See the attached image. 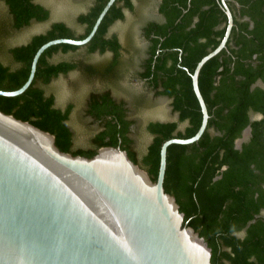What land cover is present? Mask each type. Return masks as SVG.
Instances as JSON below:
<instances>
[{
  "label": "trees",
  "instance_id": "16d2710c",
  "mask_svg": "<svg viewBox=\"0 0 264 264\" xmlns=\"http://www.w3.org/2000/svg\"><path fill=\"white\" fill-rule=\"evenodd\" d=\"M86 1L88 9L75 18L84 27L82 34L75 35L64 23L53 22L26 43L7 47L10 36L46 21L49 11L35 0H0V90L22 86L33 55L44 43L83 39L90 32L108 0ZM224 1L233 26L225 48L198 75L207 125L196 142L167 148L164 189L174 196L187 225L211 248L212 264H264V87L257 85H264V0ZM125 12L135 13L133 0H115L87 44L47 48L37 61L29 87L16 97L0 96V112L52 134L56 147L72 155L91 157L100 147L118 146L154 181L161 144L171 138H190L200 125L190 76L197 62L221 41L226 16L220 0H160L163 23H144L141 37L147 46L136 77L153 98L168 99L177 118L146 123L144 129L151 140L139 157L130 137L135 121L128 117L126 102L116 100L110 91L127 70L125 57L132 44L130 39L129 46L122 45L108 30L124 20ZM79 49L84 52L80 59L50 61L58 53ZM94 54L108 57L89 61ZM69 73L77 74L89 87L95 83L106 87L90 92L83 106L84 118L90 117L99 127L87 148H73V131L67 123L74 105L55 107L54 96L46 93L53 80ZM142 102L136 99L134 104L138 107ZM180 123H185L182 130H178ZM247 128V140L237 146Z\"/></svg>",
  "mask_w": 264,
  "mask_h": 264
},
{
  "label": "water",
  "instance_id": "95a60500",
  "mask_svg": "<svg viewBox=\"0 0 264 264\" xmlns=\"http://www.w3.org/2000/svg\"><path fill=\"white\" fill-rule=\"evenodd\" d=\"M114 2H106L83 39L41 45L22 86L0 90V96L22 94L50 46L87 44ZM220 3L227 19L223 37L190 76L200 125L190 138L161 144L154 181L118 146L100 147L91 157L72 155L56 147L52 134L0 112V264H212L211 248L184 221L164 176L167 148L196 142L207 125L198 75L225 48L233 26Z\"/></svg>",
  "mask_w": 264,
  "mask_h": 264
},
{
  "label": "rangeland",
  "instance_id": "374dc122",
  "mask_svg": "<svg viewBox=\"0 0 264 264\" xmlns=\"http://www.w3.org/2000/svg\"><path fill=\"white\" fill-rule=\"evenodd\" d=\"M49 11L48 19L40 23H32L30 26L21 29L6 41V46H17L26 43L32 35L43 33L48 29L53 22H62L69 27L75 35H80L84 32V27L77 24L75 18L78 14L84 13L89 6V1L86 0H35ZM135 5V13L133 15L125 12L123 21L114 23L108 30V34H115L122 45L129 47L130 54L125 57L127 59L126 68L129 74H135L138 70V54L143 52L144 43L138 39V29L141 21L155 18L154 3L156 0H142L137 2L133 0ZM0 6V10H1ZM129 39V41H128ZM83 50L79 49L75 52L67 54H56L50 61L58 62L64 60H76L83 57ZM108 54L99 56L97 54L88 57L91 62H98L103 58H107ZM137 58V60H136ZM141 58V57H139ZM4 64H8L7 59H1ZM124 76V75H123ZM126 76V75H125ZM106 87L101 83L94 85L84 84L81 82L77 74L69 73L67 76H60L53 80L47 87L46 93L54 96V105L58 108H63L67 103H72L74 109L70 115L68 126L73 131V148H87L90 146V138L99 130V127L91 124L89 118L83 116V106L90 92H101ZM111 95L116 100L126 102L129 111L128 117L135 121V125L131 129L130 137L133 140V149L137 155L141 157L150 143V136L145 132V125L151 121L171 122L175 121L176 114L171 113L169 100L164 97L153 98L149 90L142 82L134 79L133 76L121 79L119 85L110 88ZM144 97V98H142ZM143 102L138 107L134 104L135 100ZM256 118V117H253ZM185 123L178 124V130H182ZM249 136V132L244 131L241 141H245Z\"/></svg>",
  "mask_w": 264,
  "mask_h": 264
},
{
  "label": "flooded vegetation",
  "instance_id": "af4514ba",
  "mask_svg": "<svg viewBox=\"0 0 264 264\" xmlns=\"http://www.w3.org/2000/svg\"><path fill=\"white\" fill-rule=\"evenodd\" d=\"M146 22H148V21H145V22L142 21L141 24L139 25V29H138V33H137V34H138L137 37H138L139 41H140V38L142 39V37H141V28L143 27L144 23H146ZM143 43H144V47H143L144 49L142 50L143 52H142V53L140 52V53L138 54V57H137V58H138V62H137V64H138V70H139V65H140V63H141V60L145 58V52H144V51L146 50L147 43H146L144 40H143ZM139 57H141V58H139ZM137 58H136V60H137ZM125 75H126V76H125ZM127 76H128V77L133 76L134 79H136L137 81H139V80L137 79V77H136V73H135V74H129V73L127 72V70H126L124 76H123L121 79H123V78H125V77L127 78ZM119 82H121V80H120ZM119 82H118V83H119ZM139 82H140V81H139ZM146 90H148L147 87H146ZM149 91H150V90H149ZM150 93H151V92H150ZM151 94H152V93H151ZM86 118H89V119H90L91 124L98 126V122H93L92 119H91L90 117H86ZM242 136H243V135H242ZM241 139H242V137H241ZM241 139H240L239 141H241ZM246 140H247V139H246ZM246 140H245V141H246ZM242 142H244V141H242ZM240 143H241V142H239V144H240Z\"/></svg>",
  "mask_w": 264,
  "mask_h": 264
},
{
  "label": "crops",
  "instance_id": "0c3cea01",
  "mask_svg": "<svg viewBox=\"0 0 264 264\" xmlns=\"http://www.w3.org/2000/svg\"><path fill=\"white\" fill-rule=\"evenodd\" d=\"M225 2V1H224ZM159 4H160V0H156V2L154 3V14H155V18H152V19H150V20H145V21H153V22H156V23H163V21H164V18L162 17V15L161 14H159V12H158V7H159ZM226 4V3H225ZM220 5H221V3H220ZM235 7H236V9L238 8V5L237 4H235ZM230 11V10H229ZM233 19V18H232ZM196 19H194V21H195ZM243 20L244 21H249V19L248 18H246V17H244L243 18ZM144 21V22H145ZM142 22V21H141ZM226 23H227V19H226ZM250 25H251V22H250ZM226 27V26H225ZM257 85H259V86H261V87H264V85L262 84V83H260V82H258L257 83Z\"/></svg>",
  "mask_w": 264,
  "mask_h": 264
}]
</instances>
